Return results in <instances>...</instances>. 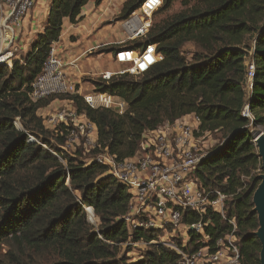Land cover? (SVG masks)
Here are the masks:
<instances>
[{
  "label": "trees",
  "instance_id": "1",
  "mask_svg": "<svg viewBox=\"0 0 264 264\" xmlns=\"http://www.w3.org/2000/svg\"><path fill=\"white\" fill-rule=\"evenodd\" d=\"M89 1L52 0L44 29L30 50L16 57L12 67L0 64V243L10 240L38 255L31 262L14 255L8 264H177L179 259L164 244L149 245L136 261L120 256L121 244L150 242L160 231H130L127 187L99 161L86 164L78 154L65 152L60 147L65 136L58 139V148L52 146L51 131L38 110L56 99L71 100L79 114H86L97 126L98 145L119 161L136 154L146 131L190 114L199 118L201 134L223 132V143L202 158L194 178L206 189L231 195L225 213L237 223L241 264H261L253 194L263 170L251 127L264 126V0H183L185 9L153 23L145 38L128 40V48L157 44L163 58L140 77L120 73L94 80L97 91L128 102L124 115L92 109L78 94L32 101L29 92L51 43L60 39L66 19L73 24L82 20ZM144 1L127 0L121 20ZM175 1L163 0L153 14ZM250 38L254 45L248 43ZM189 43L197 46L196 52H185ZM251 49L255 75L248 95L246 60ZM246 104L253 122L243 115ZM18 117L23 130L15 124ZM30 136L38 142L29 141ZM87 207L93 208V220L94 215L99 218L97 227L89 221ZM185 220L193 223L199 216L185 214ZM207 220L210 246L232 231L218 213L208 212ZM41 256L50 260L41 263Z\"/></svg>",
  "mask_w": 264,
  "mask_h": 264
},
{
  "label": "built area",
  "instance_id": "2",
  "mask_svg": "<svg viewBox=\"0 0 264 264\" xmlns=\"http://www.w3.org/2000/svg\"><path fill=\"white\" fill-rule=\"evenodd\" d=\"M39 1L0 0V64L12 67L17 57L15 43L18 31L23 28L24 21ZM162 3L163 0H145L129 18L121 21L126 41L143 39L148 35L152 27V15ZM252 53L253 49L249 54ZM251 55L246 60L248 71L245 90L248 89V95L255 75ZM162 58L154 43L147 44L144 48L121 47L115 55L116 62L126 66L123 72L136 77L142 76ZM71 62L72 66L75 65ZM66 67L67 63L60 54L57 41L52 42L42 70L32 83L30 99L39 101L51 95L78 94L92 109L106 108L119 115L128 111V102L117 95L96 90L83 93L78 84L69 78ZM120 73L122 71L118 74ZM59 100L71 111L56 110L49 122L63 123L66 132L86 136L91 144L99 147L102 153L99 152L93 160L106 165L109 173L125 185L131 195L130 212L126 218L133 220V230L152 229L173 237H158L148 242L149 245L164 244L174 250L179 256L177 264H241L242 256L236 236L237 223L235 219L227 218L225 213L231 195L219 189H206L194 178L198 164L207 154L199 139L209 133H200V120L196 115L166 122L157 129L146 131L136 154L119 161L98 145L96 124L86 114H79L77 108H70L71 100L56 99L58 102ZM243 115L254 121L248 104L243 108ZM16 120H20L19 117ZM70 122L75 126L71 127ZM29 141L38 142L33 136L29 137ZM86 209L88 212L89 209L93 211L92 207ZM208 212L220 214L232 227V231L218 239L214 246L207 244L209 236L205 233V227L211 222H204ZM185 214H198L199 220L187 222Z\"/></svg>",
  "mask_w": 264,
  "mask_h": 264
},
{
  "label": "rangeland",
  "instance_id": "3",
  "mask_svg": "<svg viewBox=\"0 0 264 264\" xmlns=\"http://www.w3.org/2000/svg\"><path fill=\"white\" fill-rule=\"evenodd\" d=\"M112 1L114 0H106V8L104 9V11L106 12L107 10H109L112 7ZM127 0H120V2H118L117 0V19H115L113 22L115 23L117 22H121V11L122 8L125 4ZM185 9V6L183 4V0H176L173 5L171 6V8H169L166 11H159L157 14H153L152 15V24L161 21L162 19L173 15L181 10ZM112 22V23H113ZM105 24H108L107 22H104ZM110 30H114V33H116V38L119 39L118 40V44L116 43L114 45V47L116 49H119L121 47H127V41L125 40V33L122 27L121 23H118L117 26L114 28L113 26L111 28H109ZM97 29H95L94 33H97ZM106 32V31H104ZM108 32V31H107ZM108 34V33H107ZM101 36V35H100ZM103 37V36H101ZM95 38V37H94ZM92 38L93 41H98L97 39ZM248 43L250 45H254V39L250 38L248 40ZM62 44H60L59 49H63L62 48ZM110 46H106L103 45L101 47H99L96 51V53H102V52H108L110 51L108 48ZM185 52L188 53H194L197 51V46L189 43L184 47ZM61 56L64 58V60L67 63V67L68 66H72V62L69 59H65L64 57V52L60 51ZM250 55H248L247 59L250 58ZM95 55H80L75 62V66L73 68H67L68 70H77V69H81V71L79 72V76L81 78V81L83 83H89L90 84L94 81H92L93 77H97L102 75L101 73H96L93 70H96L98 68V66L95 64V62L92 61V59ZM105 56V54L103 55V57ZM18 58V57H17ZM102 62L104 63L105 66H108L110 68H116V65L113 63H109L107 58L105 57ZM82 69H86L83 70ZM91 71H89V70ZM126 69V66L118 63L117 62V70H121L122 73H126L123 72ZM76 72V71H75ZM94 90H96V88H94ZM248 89L246 88V91ZM97 91V90H96ZM248 92V91H247ZM55 101V102H54ZM53 104L49 107L46 106L42 109L38 110V115L41 116L44 119V124L45 127L47 129H49L51 131V135L50 137V142L52 144L53 147H59L58 146V139L61 138V136H65L66 137V141L65 144L63 146H60L65 152L70 153L72 155L78 154L82 159H84V162L86 164H90L92 161H94L93 159H95V157L98 155V153H102L101 151H98V149L96 148V146H94L93 144H91V142L88 141V139L86 138V136H83L81 134H74L71 135L70 132H64L67 131L66 130V126L63 123H53V122H49V119L51 118V115L53 114L54 111H66V112H70L71 110L69 109V107H66L64 105V103L62 104V102L59 100V102H61L59 104L58 101L54 100ZM59 104V105H58ZM77 110V109H76ZM254 115V114H253ZM79 116V115H78ZM17 121V127L20 129H24L23 125L21 123L20 120H16ZM46 121V123H45ZM71 127H74L75 125H72V122H70ZM251 131L254 135V137L256 136V134L260 131L264 132V126L263 125H258L256 127H251ZM68 133V136L67 134ZM69 141V142H68ZM200 141V145L203 147L204 153L208 154L212 149H214L215 147L221 145L224 141V134L221 131H216V132H211V133H207L206 135H202L201 138L199 139ZM103 150H107V149H103ZM109 173V171L107 172ZM110 174V173H109ZM88 218L89 221H91L96 227L98 226L99 222V218L95 216V220L90 219V214L88 212ZM128 226L130 228V231L133 230V220H128ZM159 237L160 239H164V238H173L171 235L161 231L159 232ZM163 237V238H162ZM120 256H125L126 259L131 262V261H136L140 258H142L143 253L149 248V243L146 241L144 242H133V241H129L127 243H123L120 245ZM14 255H17L18 257H20V259L26 261V262H31L32 261V256H38L36 255L32 250H28V249H21L20 247H18L17 245H15L14 243H12L10 240L4 241L2 243H0V264H8L10 263V258ZM43 259V260H40ZM38 260L41 261V263H46L48 262L50 259L47 258L45 259L43 256H41Z\"/></svg>",
  "mask_w": 264,
  "mask_h": 264
},
{
  "label": "crops",
  "instance_id": "4",
  "mask_svg": "<svg viewBox=\"0 0 264 264\" xmlns=\"http://www.w3.org/2000/svg\"><path fill=\"white\" fill-rule=\"evenodd\" d=\"M51 1L52 0H40L35 9L24 21L23 28L18 31L15 43V47L17 49L16 56L18 58L30 50L36 35L44 29L49 14ZM118 2H120V0H118ZM118 2L117 0L112 1V7L105 12L104 9L107 5L106 0H104L100 5H97L95 0H90L82 10L81 15L83 18L80 22L73 24L69 21V19L65 20L61 37L59 41H57L58 46H60V44L63 45V49H59V51L64 52L65 59H69L74 63L80 55H95L93 58H90L98 66V68L93 71L96 73L102 72V75L93 77L92 81L103 77L110 78L117 75L121 71L117 70V62L115 60L116 49L111 50V48L116 43H118L119 39L116 38V33H114V30L109 29L112 26L115 28L118 23H121L117 21L115 23L113 22L115 19H117ZM104 22H107L108 24H105ZM95 29L98 30L96 34L94 33ZM92 38L97 39L98 41H93ZM103 45L110 46L108 48L110 51H105L102 53H96V51H94ZM104 54L105 56L103 57ZM105 57L109 63L115 64L116 68L105 66L102 62ZM74 66L75 65L68 67L73 68ZM68 67H66V72L69 78L78 84V87L83 93L94 90L95 85L93 82L90 84V82L83 83L81 81L79 76V72L81 71L80 68L77 70H68ZM83 70L86 69H82V71ZM69 106L70 108H76L72 101L69 102ZM193 116L194 114H190L184 117L192 118Z\"/></svg>",
  "mask_w": 264,
  "mask_h": 264
},
{
  "label": "water",
  "instance_id": "5",
  "mask_svg": "<svg viewBox=\"0 0 264 264\" xmlns=\"http://www.w3.org/2000/svg\"><path fill=\"white\" fill-rule=\"evenodd\" d=\"M255 143L262 160L263 172L259 174L260 183L253 194L254 211L258 214L259 228L255 236L261 243L260 262L264 264V132L260 131L255 136Z\"/></svg>",
  "mask_w": 264,
  "mask_h": 264
}]
</instances>
